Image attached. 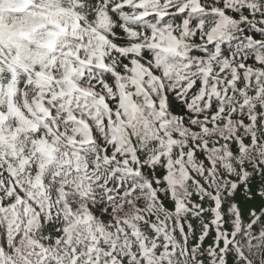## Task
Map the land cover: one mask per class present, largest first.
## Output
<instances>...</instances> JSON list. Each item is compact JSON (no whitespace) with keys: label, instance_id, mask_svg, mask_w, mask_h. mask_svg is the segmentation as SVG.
<instances>
[{"label":"snow or ice","instance_id":"1","mask_svg":"<svg viewBox=\"0 0 264 264\" xmlns=\"http://www.w3.org/2000/svg\"><path fill=\"white\" fill-rule=\"evenodd\" d=\"M0 264H264V0H0Z\"/></svg>","mask_w":264,"mask_h":264}]
</instances>
